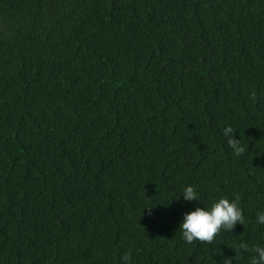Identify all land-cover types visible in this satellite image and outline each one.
<instances>
[{
  "label": "trees",
  "instance_id": "1",
  "mask_svg": "<svg viewBox=\"0 0 264 264\" xmlns=\"http://www.w3.org/2000/svg\"><path fill=\"white\" fill-rule=\"evenodd\" d=\"M262 211L264 0H0V264H251Z\"/></svg>",
  "mask_w": 264,
  "mask_h": 264
},
{
  "label": "clouds",
  "instance_id": "2",
  "mask_svg": "<svg viewBox=\"0 0 264 264\" xmlns=\"http://www.w3.org/2000/svg\"><path fill=\"white\" fill-rule=\"evenodd\" d=\"M253 103L255 102V92L250 94ZM234 129L227 126L223 129V135L227 137V143L237 156H242L246 153V147L241 144L240 139H234ZM185 201H198L199 195L192 186H186L182 194ZM241 197L235 196V199L230 201L227 197L220 198L214 202L210 208L196 207L184 215L183 222L179 226L183 240L191 244L194 241L201 243L212 244L221 230H232L237 224H244V215L239 206ZM153 207H146L149 215ZM257 222L264 225V211L258 213ZM240 249L249 251L247 243H241ZM251 251L255 254L252 257L251 264H264V246H253ZM131 259V253H125L122 260L127 264ZM231 264V261H229Z\"/></svg>",
  "mask_w": 264,
  "mask_h": 264
}]
</instances>
